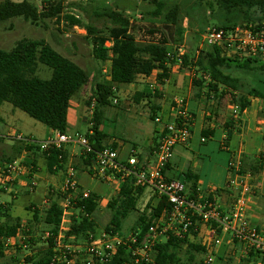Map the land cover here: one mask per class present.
<instances>
[{
  "label": "trees",
  "instance_id": "trees-1",
  "mask_svg": "<svg viewBox=\"0 0 264 264\" xmlns=\"http://www.w3.org/2000/svg\"><path fill=\"white\" fill-rule=\"evenodd\" d=\"M136 1L151 6L145 14L149 23L144 24L132 19L118 8H107L95 14L97 18H103L109 24L104 30L93 25L82 26L78 19L69 15L64 17L72 27L85 31L93 59L103 63L109 62L110 84L91 83V74L57 53L44 40L22 39L16 42L11 50H0V106L7 103L49 130L65 134L68 130L70 101L83 88L89 86L90 92L85 106L88 111L92 106L89 122L92 127L90 133L87 132L85 136L95 152L104 148L107 137L99 128L104 111L111 107V100L115 96L116 90L114 91L113 87L133 84L138 77H148L154 71L161 72L157 76L161 86L168 77V66L175 63L168 62V53L173 47L182 46L184 41L181 25L183 16L177 4L168 6L169 0ZM193 4L198 11H210V20L217 30L227 32L237 27H250L252 31L264 29V0H193ZM62 13L60 2H46L43 9H38L34 3L28 1L14 3L6 0L0 3V23L21 18L34 25L43 20H59ZM186 16L189 17L188 14ZM207 23L203 17V24L199 28L201 33ZM181 60L180 71L195 72L192 86L198 90L196 98H204L206 104L212 105L204 117L201 139L208 141L213 137L210 124H215L219 112H225L227 109L230 110L231 116L227 117L222 125L226 140L233 133H239L240 114L250 107L251 100H264V90L252 86L253 80H256L257 84L264 87V80L259 79V76H264V60L241 54L227 57L224 48L220 46L199 50L197 55L185 51ZM38 64L51 70L48 80L36 76ZM159 96L158 90L153 93H141L134 101L139 103L143 99ZM156 112H151V122H154ZM24 149L23 145L14 148L17 155ZM28 150L33 152L36 148ZM58 155L64 156L65 160L64 152L51 149L48 153H43L49 170L56 164ZM82 160L84 170L92 175L94 155H82ZM3 161L5 159H1L0 163ZM246 168L248 167L245 165V158L241 156V173H247ZM255 168L253 167L252 172ZM75 170L79 171L76 168ZM181 176L184 184L190 185L188 197L193 198L196 195V174L186 171ZM133 184L132 177L126 179L119 186L115 197L108 202L110 219L104 232L109 236H122L123 222L135 212L138 216L131 234L136 237L137 242L131 244L123 238L124 243L116 249L109 264H145L142 261L135 262L132 255L134 248L143 244L149 228L157 223L164 212L170 210L165 198L157 201L155 207L152 206L153 200H157L154 192L150 193L149 199L139 210V203L147 189L134 187ZM97 199L92 193L83 199L81 189L79 190L69 208V224L64 232V242L71 241V245H81L95 238L92 234L96 226L94 218L99 211ZM0 209L7 213L6 209ZM3 218L4 222H0V238L14 236L20 229L21 221L6 214ZM61 218V208L56 202H52L41 217L37 212L32 214L31 219L27 220L30 233L24 230L22 233L31 234V230H34L31 225L41 223L56 237ZM198 233L199 231H190L183 239L168 237L158 242L153 248L154 264H196V256L204 251V247L190 241V236L195 238ZM26 243L25 249L20 247L8 254L0 253V260L8 259L10 264H51L55 255L52 240L42 247H37L38 241L33 237ZM242 262L264 264V254L252 251L248 260ZM197 264H200V261Z\"/></svg>",
  "mask_w": 264,
  "mask_h": 264
},
{
  "label": "built area",
  "instance_id": "built-area-1",
  "mask_svg": "<svg viewBox=\"0 0 264 264\" xmlns=\"http://www.w3.org/2000/svg\"><path fill=\"white\" fill-rule=\"evenodd\" d=\"M202 42L205 47L220 46L228 53L244 54L248 57H260L264 60V29L252 31L250 27H237L224 32L215 28H207L204 31ZM183 46L173 47L168 53V62L175 61L170 69H179L181 57L184 55ZM198 51H196V55ZM228 56V55H227ZM102 74L108 78L110 84V69H105ZM161 74L154 71L150 76L144 77L150 92L159 90L157 76ZM115 91L116 88L113 87ZM117 102L114 100L113 104ZM93 104V103H92ZM172 117L169 121L162 122L156 117L154 122L161 125L159 139L153 152V161L148 168H139L134 155L128 157L125 163L119 160L118 151L107 146L95 152L85 135L57 134L55 137H47L43 141H34L10 130L5 136L22 144L25 149L15 158L0 163V194L15 198L20 193L32 194L37 188L36 172L38 167L31 158L29 148L34 151L48 153L51 149L64 152L65 147H75L81 150V155H94L92 165V178L102 183L116 187L126 179H134V187L149 189L156 194L157 201L165 198L170 210L164 212L157 223L150 227L145 241L139 247H135L132 253L135 262L154 264L152 254L155 245L168 238L183 239L190 231L197 232L199 225L207 226L208 243L204 245V251L200 253V264H212L214 255L218 253L224 235H229L232 245H238L241 249V258H248L250 252L264 254V228H256L247 218L251 208L257 186L249 173H241V156L232 157L228 164V180L225 186L232 197L230 210L224 213L219 206L210 200L209 196H203L196 192L193 198H189L186 188L181 181L170 180L165 177L164 171L173 157L176 146L186 145L190 140V128L192 117L184 108L183 100L175 99L171 107ZM201 142H206L201 139ZM65 153V152H64ZM54 174H60V183L51 185L48 189V197L42 202V212L52 202H56L62 210L61 224L56 237L49 230H31V234H24V230L30 233L26 223L20 224V229L12 237L0 238V253H9L16 248L27 247L26 241L33 237L38 244L44 246L52 240L55 245V255L51 264H109L115 256L116 249L124 243L123 238L115 234L109 236L103 234L98 239L91 238L89 243L71 245L64 242V233L67 230L65 216L69 215L72 201L78 194L80 187L78 174L71 163L64 160V156L58 155L57 162L53 166ZM55 176V175H54ZM116 191V193L118 192ZM216 192V191H215ZM90 192L81 190V196L86 199ZM99 208L103 203L96 200ZM219 231V232H218ZM131 244H136L137 239L133 235L126 238ZM37 244V247L39 246Z\"/></svg>",
  "mask_w": 264,
  "mask_h": 264
},
{
  "label": "crops",
  "instance_id": "crops-1",
  "mask_svg": "<svg viewBox=\"0 0 264 264\" xmlns=\"http://www.w3.org/2000/svg\"><path fill=\"white\" fill-rule=\"evenodd\" d=\"M104 64L109 68V62H104ZM91 72V83H95L96 79L99 77V72L96 71L94 74L93 71ZM104 84L107 83L105 82ZM117 91L118 92L115 95V101L117 103L111 105V107L123 112L133 111L136 117L147 118L150 122V116L153 110L157 111L155 118L160 117L163 123L169 121L172 117L170 104H172V101L176 98L181 97L185 110L192 117V125L190 128L191 136L186 145L176 146L174 148L173 157L164 172L165 177L170 180L181 181L184 184L181 176L183 173L189 171L196 174V192L203 196H209L219 208L224 212H228L232 204V197L230 193L225 190L228 180V164L232 157H244L245 165L248 167L246 168V171L252 176L254 184L257 186L256 196L251 208L248 210L247 218L249 223L254 227L258 229L264 228V100H251L250 107L244 110L239 116L241 122L239 133H233L228 140H226L222 125L226 118L231 116V113L229 109L225 110V112H219L220 115L215 120V124H210V128L213 130V137L202 143L201 131L203 129L204 117L207 115L208 109L212 107V105L210 103L206 104L204 98H201L200 100L196 98L198 90L192 86V77L186 75L185 72L180 71V69L169 68L168 77L163 81V84L158 90L160 92L158 98L143 99L139 103L134 101V99L139 97L141 93L150 92L143 77H138L133 84L118 86ZM89 92L90 87H85V89L83 88L82 91L71 99L68 110L67 133L82 134L78 130L79 125L86 126L87 132L90 131L92 126L89 122L92 114V106L89 111L87 110V112H89L88 116L82 111V106H85V100ZM126 92L132 93V100L134 103L132 106L125 102ZM118 102L119 105H117ZM151 123L153 127L149 130H143L140 126H135L134 142L115 139L112 136L103 133L100 129L99 131L107 137L104 141V146H109L118 151L120 161L125 163L128 157L134 155L138 161L137 166L139 168H148L153 161V152L156 148L162 127V124L157 125L155 122ZM10 130L25 138L39 141L32 136L28 137L18 130L10 128L0 119V159H12L19 156L22 152L21 151L17 155L14 150L15 147L19 145L22 146V144L5 136ZM57 134L58 133L48 129L45 138L55 137ZM6 139L12 140V145L7 151V156L3 154L4 151L1 149V146L4 145V140ZM74 148L75 147H65V162L74 164V166L77 167L76 169L88 174L87 170H84L81 150L78 153ZM219 152H221L223 158L218 160L220 155L216 156L215 154ZM182 155H192L195 157L194 159L196 161L192 158L193 161L188 166H185L184 162H176V159H181ZM31 158L34 160V164L38 167L35 175L38 185L35 192L32 194L20 193L15 198L9 197V202L0 203V208L6 209L7 214L10 215L15 207L14 203L18 201L20 196H34V198H36L34 199V202H29L24 206V210L30 213V215L25 218L27 220L31 219L34 212H37L39 217L42 216L43 212L41 209L39 210V208L42 207L43 200L49 196L47 191L48 187L55 183L59 184L61 180L60 174H54L53 167L51 170L48 169L47 162L42 153L33 151L31 152ZM253 167H256L254 172H252ZM43 168H45L46 171V185L44 186L40 182H44L45 180L39 178ZM78 184L81 190L95 194L85 188L80 182ZM106 185L110 187V192L106 199L102 200L97 194H95L103 203L107 202L112 194H117L115 191L116 187L113 188L108 184ZM184 186L186 188V193L188 194V188L190 185L184 184ZM147 191L152 193L151 190L147 189L145 195L148 194ZM156 205L157 200L154 199L152 206L155 207ZM4 220L5 219L0 218V222H4ZM201 226L204 225L200 224L199 228ZM223 237L229 238V235H224ZM231 247L232 250H235L234 255H239L238 257L237 255L235 256L236 259L240 258L242 261L243 259L248 260V258H241V249L238 245H231ZM244 264L252 263L246 262Z\"/></svg>",
  "mask_w": 264,
  "mask_h": 264
},
{
  "label": "rangeland",
  "instance_id": "rangeland-1",
  "mask_svg": "<svg viewBox=\"0 0 264 264\" xmlns=\"http://www.w3.org/2000/svg\"><path fill=\"white\" fill-rule=\"evenodd\" d=\"M6 0H0V3ZM14 3H19L22 1H28L34 3L38 9H43V6L46 2L50 3H61L63 7V13L60 16V19H48L39 21L36 24H30L25 22L21 18L11 19L7 22L0 23V50L9 51L13 48L16 42L22 39L28 40H44L53 50L57 53L61 54L63 57L68 58L75 64H77L80 68L87 71L89 74H92L91 71L99 72V77L96 79L98 83H105L108 81V78L102 74V71L108 69L107 66L103 62L96 61L91 56V46L87 39L85 38V31L79 29L78 27H72L67 21L64 19L65 15L72 16L78 21H80L82 26L85 25H93L98 29L104 30V28L108 27L109 24L103 18H97L95 16L96 13L101 10L107 8H118L126 12V14L132 19L139 20L142 23H149L148 18L146 17V12L151 9L146 3L138 2L136 0H9ZM173 4H177L181 9V15L183 19L181 21V25L184 31V41L182 46L184 47L186 52L191 54H196V51L208 49L205 47L202 42V37L204 31L207 28H215L212 21L210 20V11H204L200 9L199 11L195 8L193 4V0H169L168 6ZM189 15V17L186 16ZM203 17L208 23L203 27V32H200V26L203 24ZM228 55V56H227ZM227 57H234L240 54L228 53ZM242 56H246L241 54ZM186 75L192 77L194 79L195 72L191 70L190 72H185ZM36 76L42 80H48L51 77V70L47 67L38 64V69ZM260 80H264V76H259ZM189 82V81H188ZM252 86L258 87L261 90H264L262 85L257 84L256 80H253ZM85 89V88H84ZM83 90V89H82ZM81 90V91H82ZM118 87L115 91V95L117 94ZM125 102L126 104L133 103L132 93H125ZM77 95V94H76ZM75 95V96H76ZM74 96V97H75ZM73 97V98H74ZM72 98V99H73ZM85 99V98H84ZM116 99V96L111 100L112 102ZM181 99V97L177 98ZM86 101V100H85ZM173 102V101H172ZM84 105V104H83ZM119 105V102L118 104ZM172 107V104H170ZM82 111L85 112V115L88 116L89 112L85 106H82ZM120 111V112H119ZM0 119L10 128L14 130H18L22 134L26 136H32L36 140L43 141L48 132V129L42 124L32 120L26 114L19 110H15L11 105L5 103L0 106ZM140 126L143 130L152 129V123L147 118H139L134 115L133 111L123 112L121 110H115L113 107L108 108L104 111V116L102 119L101 127L99 128L103 133L112 136L115 139L120 140H128L134 142V129L135 126ZM78 130L82 133V135L86 134L87 127L84 125H79ZM12 140L6 139L4 140V145L1 146V149L4 151V155L7 156L8 149L12 145ZM75 151L79 153V148H74ZM220 155L219 159L223 158L221 152L215 154ZM195 157L190 155H182L181 159H176V162H184L185 166L191 164ZM4 159V158H2ZM1 160V159H0ZM195 160V159H194ZM196 161V160H195ZM74 166V164H72ZM74 168H77L74 166ZM54 176V175H52ZM40 179H44L42 185H46V171L45 168L42 169V172L39 175ZM78 180L79 182L87 188L89 191L97 194L100 199H106L110 192V187L106 184L101 183L99 180H96L90 177L87 173L78 171ZM51 186L48 187V189ZM113 187V186H111ZM115 188V187H113ZM115 190H118V186H116ZM48 191V190H47ZM146 192V191H145ZM148 192V191H147ZM116 194H112L107 202L99 208V211L95 215V229L94 235L95 239L100 238L104 232V228L107 226L110 219V212L107 209V204L111 198L115 197ZM150 192L147 195H143V199L139 203V210L145 205L147 200L149 199ZM41 198V197H40ZM34 196H20L18 201L14 203L15 207L12 210L11 214H7L5 211L0 209V218L4 217L6 214L8 217L13 219L18 218L21 223H27V219H25L29 212L24 210V206H26L29 202H34ZM10 198L7 195L0 194V203L1 202H9ZM220 210H222L220 208ZM223 211V210H222ZM224 212V211H223ZM227 213V212H224ZM138 213L133 212L129 215V217L123 222L121 238H127L132 235V227L135 224ZM4 219V218H3ZM66 227L69 224V215L65 216ZM33 228H38V231L47 230L46 227L39 223L37 225H31ZM207 226H201L198 231L197 237L193 238L190 236V241L199 243L202 247L208 243V234H207ZM197 231V232H198ZM64 233V232H63ZM106 235V234H105ZM118 235V234H117ZM119 236V235H118ZM66 243H72L71 241ZM80 244V243H77ZM38 247H42V244H38ZM231 239L230 237H223L220 247L218 248V253L214 255V260L212 264H244L242 260L236 259L235 250L231 248ZM239 255H237L238 257ZM221 258V260H219ZM200 260V254L196 256V264ZM243 261H247V259H243ZM0 264H10L8 259H1Z\"/></svg>",
  "mask_w": 264,
  "mask_h": 264
}]
</instances>
